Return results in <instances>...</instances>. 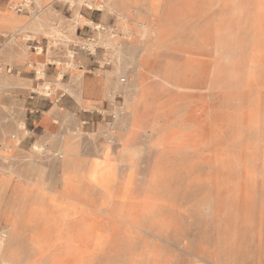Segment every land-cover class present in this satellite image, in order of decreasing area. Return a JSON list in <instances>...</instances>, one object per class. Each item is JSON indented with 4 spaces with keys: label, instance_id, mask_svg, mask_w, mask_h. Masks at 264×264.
<instances>
[{
    "label": "bare ground",
    "instance_id": "obj_1",
    "mask_svg": "<svg viewBox=\"0 0 264 264\" xmlns=\"http://www.w3.org/2000/svg\"><path fill=\"white\" fill-rule=\"evenodd\" d=\"M62 1L75 14L70 31H75L79 25H92L78 13L79 7L84 4L102 10L105 16L114 15L119 31L127 39L139 36V40L133 46H116L113 27H108L107 34L101 39L113 55L123 52V60L118 62L119 80L117 85L107 90L106 98L114 102L115 90L118 88L122 91L124 103L112 112L115 119L106 129L107 143L96 147L93 136L88 137L91 145L89 149L97 153L96 158L86 159L81 156L79 141L76 140L83 133L77 128V118L72 114L69 119L77 129L73 131L72 143L63 144L59 161L53 163L61 168L57 178H46L43 166L31 161L28 167L32 170L27 175L23 174L14 165L17 160L11 159L9 154L28 131L18 127L10 134L2 133L0 264H264V221L258 230L262 240V258L257 259L253 257L247 243V230L251 223L247 216L250 208L245 206L243 212L236 214V203H232L230 186L226 189L227 203L224 204L227 208L221 210L223 212L219 211L213 197L217 185L203 184L201 173H192L186 177L181 195L168 189L167 182L171 173L164 166L168 161L165 133L170 110L175 108L170 95L174 93L184 98L189 94H212L214 90L213 84L205 76L201 81L192 78L198 73L193 61L184 74L191 83L183 84L171 77L177 71L168 62L157 67L153 65L156 47H167L169 44L167 37L160 36V15L180 0H106L103 4L96 3V0ZM213 1L214 14H224L225 9L239 10L245 14L251 12L247 15H256L253 12L260 11L252 8L256 7L257 2L259 5L261 0ZM37 3L40 5L42 0H37ZM28 5L26 0L21 6L25 8ZM36 26L34 23L32 28L36 29ZM3 34L5 37H15V31ZM242 34L249 39V26L243 28ZM56 35L61 37L59 41L63 39L75 45H84L81 40L71 37V32L67 35L57 32ZM14 41L11 39V46L15 44ZM88 47L95 50L94 44ZM40 50V47H34L35 52ZM246 51L245 48L228 47L221 50V57L229 63L246 54ZM65 55L68 57L67 68L80 67L75 61L74 51L69 50ZM110 60L115 61L112 57ZM38 74L42 76L41 71ZM76 80L77 85H80L81 75ZM55 84L62 86L58 82ZM45 87H38L34 91L48 94L49 90ZM74 97L79 110L85 102L77 88ZM228 142H222L215 151L219 152L229 146ZM112 143L117 145L116 149H112ZM31 150L37 155L44 151L41 144H33ZM219 157L214 160L221 167L223 165L220 162L223 160ZM5 164L13 167L10 169ZM140 174L149 184L144 203L166 200L179 203L174 212L180 217L178 220L150 223L149 219L154 217V212L148 208L141 211L139 220L135 217V184ZM191 214L194 215L190 217ZM189 217L193 220L196 217L201 219L196 223V228L199 225L200 229L206 231L205 235L201 234L198 239L182 235L185 228L189 227L187 225L193 228V223L184 222ZM218 234H221L220 240L216 239Z\"/></svg>",
    "mask_w": 264,
    "mask_h": 264
},
{
    "label": "rangeland",
    "instance_id": "obj_2",
    "mask_svg": "<svg viewBox=\"0 0 264 264\" xmlns=\"http://www.w3.org/2000/svg\"><path fill=\"white\" fill-rule=\"evenodd\" d=\"M16 1L10 4L15 11L33 13L42 8L37 0H27L30 5L25 8L21 5L26 0ZM55 2L68 5L62 0ZM205 2L180 0L160 15V36L167 37L169 44L167 47H156L153 65L157 67L168 62L177 71L171 77L183 84L190 82L184 74L193 61L198 73L192 78L201 81L205 76L214 88L212 94L200 96L189 94L183 98L174 93L170 95L175 108H171L167 120L165 137L168 161L164 166L171 174L170 178L165 177H168V189L181 195L186 177L192 173H201L203 184H214L218 189L220 186L219 190L213 187V197L219 211L227 208L224 203H227L226 189L230 186L232 203H236V214L243 212L245 206L250 208L247 216L251 222L247 230V243L253 257L261 259L262 240L258 230L264 221V16L247 15L239 10L228 9L224 10V14H214L215 10L206 6ZM247 26L250 29L249 39L242 34L243 28ZM52 35L56 43L59 42V36ZM6 38L9 43L11 39L15 40L10 36ZM119 39L124 45L131 46L138 42L139 36L127 39L122 33ZM228 47L245 48L247 51L227 63L221 57V50ZM107 62L104 60L103 63L106 66L113 64L111 60ZM107 115L104 129L100 133V138L106 143L109 141L106 129L115 119L112 113ZM82 129L87 135L84 134L86 137L83 135L79 143L88 149L91 146L86 139L89 134L86 128ZM227 140L229 146L219 152L215 151ZM111 147L116 149L117 145L112 143ZM38 156L46 159V163L50 162L44 151ZM218 157L223 160L220 162L223 165L221 167L214 160ZM54 167L49 166L48 170L53 172ZM45 177L52 179L56 176ZM148 186V180L140 174L135 184V217L139 220L141 211L148 208L154 212V217L149 219L150 223L178 220L180 217L174 212L179 203H169L166 199L144 203ZM190 217L184 222L193 223V228L187 225L189 227L185 228L182 235L198 239L206 231L200 229L199 225L196 228V223L201 219L196 217L193 220ZM216 239L220 240L221 234ZM193 246L197 247L196 244Z\"/></svg>",
    "mask_w": 264,
    "mask_h": 264
},
{
    "label": "crops",
    "instance_id": "obj_3",
    "mask_svg": "<svg viewBox=\"0 0 264 264\" xmlns=\"http://www.w3.org/2000/svg\"><path fill=\"white\" fill-rule=\"evenodd\" d=\"M104 1L106 0H96V3L103 4ZM253 1L255 2V0ZM213 2V0H206L205 3L206 6L208 5L214 10ZM261 2L259 5L258 2L257 4L254 3L256 7L252 9L256 8L260 11L253 12V14L264 15V3ZM11 3L15 4L17 1L0 0V138L3 132L10 134L18 127L27 130L28 133L22 136L20 144L9 154L11 159L17 160L14 164L17 166L16 168L27 175L32 170L28 167V162L31 161L43 166L45 175L55 174L58 176L61 174L59 165L54 167L53 172L48 170V167L54 166L53 163L59 161L60 148L63 144L72 143L73 131L79 128L83 133L82 135H87L82 129L86 128L89 136H93L95 146L101 147L104 140L100 138V133L104 129L107 114L123 106L122 91L118 88L115 90L114 102L106 98L107 90L112 89L113 85H117L119 80L120 67L118 62L123 60V52L121 51L120 55H113L112 51L101 40L108 32L104 27L107 29L113 27L116 33L115 45L123 44L119 39L122 31H119L114 15L105 16L104 12L96 7L90 8L81 5L78 13L84 20L90 21L92 25H79L75 31H70V24L75 14L68 5L56 3L55 0H42L41 9L36 10V13H28L27 11L13 10L10 7ZM247 14H251V12ZM34 23L37 24L36 29L32 28ZM97 25L101 26L97 28ZM11 31L16 33L13 46L3 34ZM57 32L62 35L71 32V37L84 43L83 47L72 42H66V40L63 41V39L64 43L61 40L56 43L52 34ZM28 36L31 38H27ZM137 43L135 42V44ZM90 44L95 45L94 51L88 47ZM36 46L41 48L40 52L34 51ZM69 50L75 53V61L80 66L77 69L67 68L68 57L65 53ZM111 57L115 61L112 62V65L106 66L107 64L103 63L104 60L108 61ZM36 71L38 73L41 71L42 76H39ZM60 75L61 78L58 79ZM78 75H81L80 85H77ZM55 82L61 83L62 86L56 85ZM38 87H45L49 93L42 94L34 91ZM76 88L80 90L81 98L85 102L79 110L74 97ZM34 95L35 97H33ZM70 114L77 118V128L70 121ZM86 139L88 143V137ZM79 142L78 147L82 157L86 159L97 157L95 151L89 148L85 149ZM33 144L43 146L49 163L45 162L46 159L32 153ZM5 166L10 167V169L13 167L10 164H5ZM0 175H2L1 170Z\"/></svg>",
    "mask_w": 264,
    "mask_h": 264
}]
</instances>
